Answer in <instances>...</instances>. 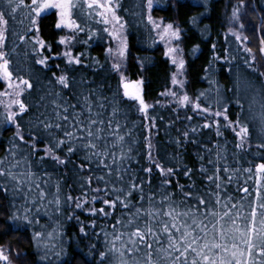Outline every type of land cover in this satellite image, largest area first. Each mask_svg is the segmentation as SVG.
Returning a JSON list of instances; mask_svg holds the SVG:
<instances>
[{
    "label": "trees",
    "instance_id": "16d2710c",
    "mask_svg": "<svg viewBox=\"0 0 264 264\" xmlns=\"http://www.w3.org/2000/svg\"><path fill=\"white\" fill-rule=\"evenodd\" d=\"M242 2L244 7L240 11L243 13L242 23L245 24L242 34L248 36L246 45L251 47L256 57L253 67L257 68L258 72L255 73L251 72L249 65L245 63L249 59V54L235 47L232 41L234 37L229 32L232 26L229 27L228 18L241 0H153L150 13L152 18L171 23L180 30L177 48L182 49L180 54L185 62V69L183 76H178V79L185 81L183 88L172 85L171 77L177 69L166 55L167 50L156 30L148 23L146 0H119L117 15L125 25L123 31L127 42L126 57L122 61L115 55L114 39L104 31L108 25L97 23L94 19L83 17L78 19L77 22L86 30L75 35L67 46L60 45L59 39L62 36L72 37L74 34L67 29L57 30L55 23L58 17L55 15L49 14L47 18H41L39 33H36L34 28L28 31L32 26L26 16L27 10L18 13L19 19L23 20L22 24L10 20L9 39L4 51L8 52L10 69L13 70L14 76L28 79L32 88L26 90L21 97L28 106V112L16 117L27 143L16 138L15 126L6 122L5 109L0 107V159L8 155V150L13 149L14 144L17 146L14 148L17 159H21L31 153L29 144L33 141L29 138V133L37 137V147L41 151L30 156L32 170L37 173V178L51 177L47 184L49 193L55 192V184L57 181L60 182L62 201L59 211L55 204H48L45 201L39 213L34 210L29 213L30 218L37 222L28 225L23 220L10 222L9 219L12 212L17 209L19 210L17 214L23 215V208L20 207L24 203L23 195L18 194L14 200L11 193L5 196L0 192V247L9 255L12 264H100L98 253L107 251L105 240L110 242L113 239L114 229L111 225L120 216L119 206L113 215L105 217L100 214L90 215L87 211L88 205H85L84 209H75L64 204L67 195L75 197L81 193V181L75 171L76 165L80 163L77 156H73L71 158L73 162L66 166H59L50 159L39 161V155L51 138L43 130L42 125L37 127V123L38 120L45 119L55 122L53 114L59 110L56 109L57 104H76V111H79L83 103L82 98L89 96L93 101V110L103 111L104 118L107 119L112 112L111 102L119 101L116 105L119 108L118 115L112 118L113 126L115 127L117 122L120 124L119 135H124L126 139L124 147L127 148L130 144L133 155L139 160V164L131 162V167L138 178L144 179L145 195L154 194L157 200L163 195L160 190L163 178L155 166L148 163L146 137L151 139L153 158L164 167L172 166L177 170V174L171 177L173 181L171 191L175 193L173 199L177 202L184 199L176 187L177 181L186 189L194 182L195 191H216L213 185H207L198 170L201 163H206L207 160V156L205 161L199 159V156L205 155V146L212 147L219 141L221 152H224L223 145L226 144L228 156L226 163L231 166H236L237 160L242 168L254 167L264 162V149L256 148L257 144L264 143V134L261 132L259 122L252 119L249 112L251 107L253 112L259 113L260 103L264 102V77L258 74L264 72V55L259 51L264 27L260 28L259 33L253 30V26L264 24V0ZM193 17L196 18L195 23ZM13 29L19 35H14ZM87 29L91 30V39L88 38L90 33ZM20 36L26 37L23 42ZM37 36L52 48L51 53L47 50L43 53L49 57L47 66L35 62L39 58L33 53V49L37 47L35 45ZM66 48L70 49L74 56H80L82 61L80 65L66 63V58L62 55ZM109 48L113 49L111 55L108 53ZM193 49L198 50L194 52ZM217 57L218 59H214ZM114 62L121 64L119 73L112 68ZM121 73L129 81L143 80L144 99L154 105L149 109V116L154 117L155 127L152 126L151 119H145L143 113L137 110L136 102L121 98L118 93ZM61 74L69 78L70 87L67 89L57 82V77ZM217 88L221 103L228 106L229 118L235 120L239 116L241 121L249 126L250 147L247 152L235 148L237 139L230 129L223 127L222 117L220 118L222 135L217 137L214 128L199 127L205 122L204 116L197 115L189 108L180 107L175 103V97L161 95L163 92L173 91L178 94L187 93L195 98L204 92L207 94V102L212 103L217 96ZM5 89L6 84L0 81V92ZM77 97H80V100ZM253 98L257 103H253ZM237 100L244 105L242 111L236 103ZM100 102H103L104 109L96 107ZM200 102L202 105L205 104V99L201 98ZM12 111L16 109L13 108ZM72 111L70 108L68 113L70 118ZM187 116H192L193 119L188 120ZM207 120L211 122L212 117H208ZM190 127H197L198 132L197 134L189 132L188 142L185 143L181 133ZM177 139L181 140L179 146L175 142ZM114 151L119 156V147ZM63 153L64 150L57 152L62 158ZM148 166L153 168L150 174L142 171ZM186 167L191 169L190 177L183 174ZM21 168H24L23 164ZM96 174L102 173L97 169ZM239 175L240 182L243 183L246 174ZM148 180L151 181V187L147 183ZM253 185L254 180H249L250 191ZM227 187L233 197L240 196V193L235 191L234 184ZM84 191H87L89 196L93 195L90 189L85 188ZM32 196H35V192ZM48 199H52V196L49 195ZM13 203L16 204L15 209L12 208ZM38 206L31 203L24 205L33 209ZM95 206L105 207L100 201H97ZM82 227L87 235L80 231ZM117 229L124 230L120 225H117ZM34 232L45 234L40 240L39 247L33 239ZM105 232L108 233L107 236ZM48 233L52 234L51 239L48 238Z\"/></svg>",
    "mask_w": 264,
    "mask_h": 264
},
{
    "label": "snow or ice",
    "instance_id": "6c2138e0",
    "mask_svg": "<svg viewBox=\"0 0 264 264\" xmlns=\"http://www.w3.org/2000/svg\"><path fill=\"white\" fill-rule=\"evenodd\" d=\"M146 6L149 12L148 23L154 30H158L160 39L166 41V55L171 59L172 64L177 66V72L171 77L172 85L183 88L185 81L178 79V76H183L185 69L184 60L179 58L182 49L168 46L173 39H180V30L174 28L171 23L163 25L162 22L157 23L153 20L150 14L153 0H146ZM119 7V0H0V81L6 84L5 91L0 92V107L5 109V120L15 126L16 138L21 142L27 143L16 117L29 110L21 97L26 90L32 88V84L28 79L14 76L13 70L10 69L11 61L8 52L4 51L9 39L10 20L22 24L23 20L19 19L18 13L27 10L26 16L32 26L28 31L34 28L35 32L39 33L41 18H47L49 14L55 15L58 17L55 28L67 29L74 34L72 37L62 36L59 39L58 43L66 46L71 43L75 35L86 30L77 22L82 17L111 25V30L105 27L104 31L119 42L115 55L122 61L126 57L127 42L120 35L125 25L117 15ZM243 7L241 0L239 6L232 10V18L241 30L245 28V24L240 22V9ZM97 17L99 19H96ZM195 22L196 18L193 17V23ZM261 27H264V24L253 26V30L259 33ZM87 31L90 33L88 38L91 39V30L87 29ZM12 32L14 35H19L15 29ZM229 32L237 41L246 43L248 40V36L243 35L241 31L230 29ZM25 38L20 36L21 42ZM35 45L37 47L33 49V53L39 57L35 62L47 66L49 57L43 53L45 50L51 53V46L46 45L39 36L35 38ZM260 45L259 51L264 55V36L260 37ZM197 50L193 49L194 52ZM244 51L249 54V59L245 63L249 65L250 71L258 72V69L253 67L256 57L251 47L245 46ZM108 53L111 55L113 49L109 48ZM62 55L68 65L82 63L80 56H74L70 49L66 48ZM112 68L119 73L121 64L114 62ZM258 74L264 77V72ZM57 82L65 89L70 87L69 78L65 74L57 77ZM143 83V80L129 81L121 73L118 93L122 99L136 102L137 110L143 113L145 119H151L152 126L155 127L154 117L149 116V109L154 105L145 101ZM209 83L215 82L209 81ZM216 93L217 96L212 103L207 102V94L204 92L195 98L187 93L178 94L173 91H166L161 95L175 97V103L180 107L189 108L197 115L204 116L205 122L199 127L214 128L217 137L222 135L220 120L222 117L223 127L230 129L237 139L235 148L247 152L250 147L248 124L242 122L239 116L235 120L230 119L227 104L221 103L219 88L216 89ZM201 98L205 99L203 105L200 102ZM77 99L80 100V97ZM82 99L83 103L79 111H76V104H57L56 109L59 110L54 111L53 114L55 122L49 119L38 120L37 127L42 125L43 130L51 138L38 159L40 162L50 159L59 166L72 163L73 156H77L80 160L75 171L81 181V193L75 197L71 194L65 197L64 204L68 207L84 209V206L88 205L87 211L90 215L100 214L109 217L119 206L120 216L111 225L114 229L113 239L110 242L105 240L107 251L98 253L100 264H264V162L254 167L242 168L237 160L236 166H231L226 163L228 160L226 144L223 145L224 152H221L219 141L212 147L205 146V155L199 156V159L205 161L207 156V160L206 163H201L198 170L207 185H213L216 191H195L194 182L186 189L177 181L176 187L184 197L177 202L173 199L175 193L171 191L173 183L171 177L177 174V170L172 166L164 167L153 158V145L150 137H146L148 163L154 165L163 178L160 184L163 195L157 200L154 194L145 195V181L143 178H138L131 167V162L135 161L139 164V160L133 155L130 144L127 148L124 147L126 139L124 135H119L120 124L117 122L115 127L113 126L112 118L118 115L119 108L116 105L119 101L111 102L113 104L111 116L105 119L103 111L93 110V101L89 96H84ZM236 103L242 111L244 105L239 100ZM253 103H257L255 98ZM96 107L104 109L103 102L98 103ZM13 108L16 111H12ZM70 108L73 110L71 118L68 114ZM249 112L252 119L259 122L261 132L264 134V102L260 103L259 113L253 112L251 107ZM208 117H212L211 122H208ZM186 118L193 119L192 116ZM189 132L197 134L198 129L190 127L189 130L181 133L185 143L188 142ZM29 138L33 141L29 144L31 153L17 159V152L14 151L17 146L14 144L13 149L8 150V155L0 159V192L5 196L11 193L14 200L18 194H22L24 203L20 207L23 208V215L17 214L18 209L13 211L9 218L10 222L23 220L28 225H33L37 221L31 219L29 213L33 210L39 213L45 201L48 204H55L59 211L62 201L60 182H56L55 192L49 193L47 184L51 177L37 178V173L32 170L30 156L41 150L37 147V137L29 133ZM175 142L178 146L181 144L180 139ZM118 147L119 156L114 151ZM256 148L264 149V143L257 144ZM58 150H64L63 158L62 155L57 154ZM22 164L24 168H21ZM97 169L102 174H96ZM142 171L150 174L153 168L144 167ZM240 173L246 174L243 183L240 182ZM183 174L190 177L191 169L186 167ZM249 180H254L251 191L248 186ZM147 183L151 187V181L148 180ZM233 184L235 191L240 193L238 198L233 197L228 191L227 186ZM85 188L90 189L93 195L89 196V193L84 191ZM33 192H35L34 197ZM49 195L52 196L50 200ZM97 201L105 207L97 208L95 206ZM28 203L39 206L34 209L24 207ZM12 208H16L15 203L12 204ZM117 225L122 226L124 230L117 229ZM92 227H95V223ZM80 231L87 235L83 227ZM44 235L42 232L33 233L37 247ZM107 235L108 233L105 232V236ZM48 238H52L51 233H48ZM0 261L4 264H12L3 247H0Z\"/></svg>",
    "mask_w": 264,
    "mask_h": 264
},
{
    "label": "rangeland",
    "instance_id": "374dc122",
    "mask_svg": "<svg viewBox=\"0 0 264 264\" xmlns=\"http://www.w3.org/2000/svg\"><path fill=\"white\" fill-rule=\"evenodd\" d=\"M241 15H243V13L240 11V22H242V17H241ZM154 21H156L157 23H160V22H162L163 23V25H166L167 23H164L162 20H156V19H153ZM228 25H229V27L230 26H232V29H234V30H237V31H243V29L241 30V29H239V27H238V23L237 22H235L234 20H233V18H232V14L230 15V17L228 18ZM119 26H117V28H118ZM108 28H109V30H111V25H108ZM174 28H176V27H174ZM156 32H157V34H158V30H156ZM120 35L122 36V37H124V31L123 30H121V32H120ZM160 37V36H159ZM162 41V40H161ZM233 43H234V45H235V47H237V48H239L240 49V51L241 52H244L245 53V51H244V47L246 46L247 47V45H246V43L245 42H243V41H237L236 39H235V37L233 38ZM163 43H164V46H165V48H166V41H162ZM177 42H178V40H172L171 41V43L168 45V46H170V47H176L177 48ZM113 43H114V45H115V51H116V49H117V47H118V41L117 40H115L114 39V41H113ZM167 50V49H166ZM179 58H182V56H181V54L179 53ZM183 59V58H182ZM175 67H176V69H177V66L175 65ZM182 77V76H181ZM4 82V81H3ZM0 264H4V262H2V261H0Z\"/></svg>",
    "mask_w": 264,
    "mask_h": 264
}]
</instances>
